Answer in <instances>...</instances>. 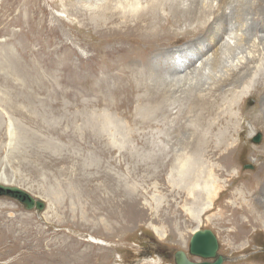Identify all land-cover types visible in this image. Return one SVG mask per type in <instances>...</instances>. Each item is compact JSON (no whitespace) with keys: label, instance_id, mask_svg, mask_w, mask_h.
Masks as SVG:
<instances>
[{"label":"rangeland","instance_id":"1","mask_svg":"<svg viewBox=\"0 0 264 264\" xmlns=\"http://www.w3.org/2000/svg\"><path fill=\"white\" fill-rule=\"evenodd\" d=\"M69 9L68 0H0V178L7 181L0 184L20 187L44 204L43 210H28L14 198L0 195V264H12V255H19L20 249L29 250L24 244L30 227L36 224L47 231L35 234L38 249H33V254L28 251L31 254L26 259L20 254L17 264H48L40 251L52 254L53 264H64L65 259L69 264H176L179 251L186 252L193 262L212 261L189 252L191 237L198 229L215 233L218 253L225 257L223 264L252 260L264 264V238L251 236L249 247L234 253L228 245L227 228L220 221L227 201L238 198L237 194L232 198L223 195L227 188L236 192V185L232 188L230 183L232 172L245 176L258 167L263 128L256 127L251 137L250 129L255 127L247 113L240 115L231 140L232 146L246 147L244 154L237 156L239 160L246 155L238 167L229 168L219 155L203 156L193 167L191 153L180 157L176 152L182 140L192 138L196 121L195 111L191 107L184 110L182 103L183 112L175 122L164 121L163 132L159 127L145 126L147 131L141 134L153 141L157 137L158 142L163 138V145L171 149L167 155L128 157L114 153L98 158L83 153L78 141L82 112L87 107L98 108L87 105L98 95L84 91L85 81L90 79L93 86L101 62L98 43L79 37L80 31L74 30L78 19ZM233 42V48L240 52ZM205 57L195 58L186 70L169 76L187 73ZM116 64L117 70H122L123 61L118 59ZM87 68L92 76H85ZM21 75L31 81L25 83L19 79ZM210 78L207 66L200 79L207 84ZM64 91L69 92L67 100L62 98ZM55 94L64 103L53 110L47 101ZM98 109L103 115L111 114L105 104ZM176 110L173 106L172 119ZM183 160L187 162L182 167ZM208 187L212 191L207 197ZM54 189L64 191V196L53 208ZM124 189L129 191L127 195L121 193ZM199 191L205 196L202 204ZM92 237L103 243H93ZM63 246L69 248L68 256L59 249Z\"/></svg>","mask_w":264,"mask_h":264},{"label":"bare ground","instance_id":"2","mask_svg":"<svg viewBox=\"0 0 264 264\" xmlns=\"http://www.w3.org/2000/svg\"><path fill=\"white\" fill-rule=\"evenodd\" d=\"M68 4L71 15L78 19V27L74 25V30L80 31L79 37L95 45L98 43V63H101L95 72L93 86L88 81L90 79H86L84 87V91L98 96L91 97L87 105L99 108L105 104L111 113L103 115L98 108H84V121L79 127L81 138L78 140L83 153L98 158L110 157L114 153L128 157H163L171 151L163 145V138L158 142L157 137L153 141L149 135L144 137L141 134L147 131L145 126L159 127L163 132V122H175L183 112V103L184 110L191 107L195 111L196 121L192 124V138L179 143L177 154L181 157L191 153L195 160L193 167L201 163L203 156L215 155H219L229 168L238 167L236 164L241 163L246 155L239 160L237 156L244 154L246 147L232 146L231 140L238 130L240 115L247 113L255 127L250 129L253 131L251 137L256 134V127L264 130V0H68ZM232 40L240 52L233 48ZM203 56H206L205 60L187 73L177 78L169 76L186 70L196 61L195 58ZM118 59L123 61L122 70H117ZM207 66L211 78L205 84L200 76ZM221 71L224 73L220 74ZM90 73L87 68L85 76H92ZM19 79L25 83L31 81L24 75ZM62 93V98L69 97V92ZM62 98L60 100L55 94L47 102L52 103L54 110L55 105L64 103ZM173 106L181 111L176 110L172 119ZM110 124L114 125L113 129ZM135 136L137 140H134ZM262 146L263 151L256 158L258 167L245 176L240 171H233L230 183L232 188L236 185V192L227 188L223 193L231 198L238 195L235 200L227 201L226 212L220 215V221L228 231V245L234 253L246 250L250 244L247 239L251 236L264 238V143ZM185 160L182 167L187 162ZM0 181L7 182L1 178ZM207 189L208 197L212 189ZM121 193L127 195L129 191L124 189ZM15 194L16 191L0 189L1 196H9L22 204ZM52 195L54 208L64 191L54 189ZM199 197L202 204L205 199L202 191H199ZM33 199L35 206L28 210L38 209L36 203L40 198ZM199 230L204 229H198L194 234ZM39 231L47 229L39 224L30 227L24 244L29 250L20 249L23 259L33 254V249H38L35 234ZM90 240L95 244L103 243L93 237ZM66 247L59 249L66 251L68 256L69 248L65 250ZM218 249L219 242L217 253ZM40 252L48 264L55 262L52 254ZM183 253L189 259L186 252ZM20 254H10L12 264L18 263ZM190 254L204 258L198 253ZM252 261L237 264H262ZM65 262L68 261L65 259Z\"/></svg>","mask_w":264,"mask_h":264},{"label":"water","instance_id":"3","mask_svg":"<svg viewBox=\"0 0 264 264\" xmlns=\"http://www.w3.org/2000/svg\"><path fill=\"white\" fill-rule=\"evenodd\" d=\"M256 141H260V135L257 136ZM0 189L5 190V192H13L16 191V194L14 195L16 198H18L25 208H32L35 206V201L33 197L25 192L24 190H21L19 188L13 187V188H4L0 185ZM43 202L39 200V202L36 203V207L38 210H43ZM43 208V209H42ZM218 248V242L214 235V233L210 229H204L197 231L190 240V253H198L204 256V258L214 259L213 261L205 260L203 262H193L190 259H187L186 255L179 251L176 255V264H222L224 261L223 255L218 254L217 251Z\"/></svg>","mask_w":264,"mask_h":264},{"label":"clouds","instance_id":"4","mask_svg":"<svg viewBox=\"0 0 264 264\" xmlns=\"http://www.w3.org/2000/svg\"><path fill=\"white\" fill-rule=\"evenodd\" d=\"M258 135H260V137H261V134H260V133H259ZM258 135H257V136H258ZM257 136H256V138H257ZM256 138H255V141H256ZM192 261H193V260H192ZM204 261H205V260H204ZM196 262H198V261H196Z\"/></svg>","mask_w":264,"mask_h":264}]
</instances>
